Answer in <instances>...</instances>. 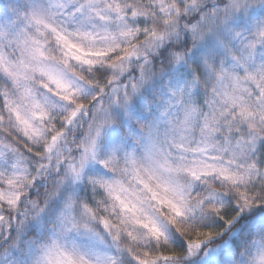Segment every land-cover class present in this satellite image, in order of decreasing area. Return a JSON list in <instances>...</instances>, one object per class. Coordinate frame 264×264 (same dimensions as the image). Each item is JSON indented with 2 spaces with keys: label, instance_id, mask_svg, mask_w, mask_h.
Listing matches in <instances>:
<instances>
[{
  "label": "snow or ice",
  "instance_id": "6c2138e0",
  "mask_svg": "<svg viewBox=\"0 0 264 264\" xmlns=\"http://www.w3.org/2000/svg\"><path fill=\"white\" fill-rule=\"evenodd\" d=\"M0 264H264V0H0Z\"/></svg>",
  "mask_w": 264,
  "mask_h": 264
}]
</instances>
